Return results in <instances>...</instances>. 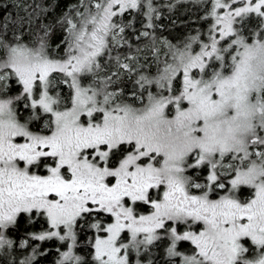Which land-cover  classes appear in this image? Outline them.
I'll list each match as a JSON object with an SVG mask.
<instances>
[{
    "label": "snow or ice",
    "instance_id": "1",
    "mask_svg": "<svg viewBox=\"0 0 264 264\" xmlns=\"http://www.w3.org/2000/svg\"><path fill=\"white\" fill-rule=\"evenodd\" d=\"M81 6L61 57L47 30L29 46L0 24V91L20 86L0 96V248L22 221H43L20 246L58 239L57 264H89L74 252L84 225L94 230L90 264H156L162 240L168 264H264V0H214L199 51L170 48L131 102L112 87L116 73L96 77L124 32L114 17L141 0Z\"/></svg>",
    "mask_w": 264,
    "mask_h": 264
},
{
    "label": "trees",
    "instance_id": "2",
    "mask_svg": "<svg viewBox=\"0 0 264 264\" xmlns=\"http://www.w3.org/2000/svg\"><path fill=\"white\" fill-rule=\"evenodd\" d=\"M88 4V0H84ZM151 11L145 0L141 7L125 12L122 16L114 17V21L124 27V32L117 37V42L110 45V53L100 58L102 65L96 79L113 76L114 89H120L123 98L131 102V93L138 90L136 81L141 75L154 77L158 67L162 66L166 54L171 49H183L191 43L193 51H199V42L207 41L208 31L214 24L210 15L213 0H150ZM77 10L83 12L81 0H0V24H7V38L14 39L13 34L19 35L23 43L36 46L45 30L49 50L53 56L64 55L66 45L62 43L67 36L68 24L71 18L78 22ZM149 17L151 19L149 20ZM151 23V27L146 25ZM251 38V34L259 31V18L255 15L246 20L242 29ZM147 32L144 36L142 33ZM193 37H198L193 40ZM59 45V47H57ZM2 54V53H0ZM109 56L111 58H109ZM119 57V63L116 61ZM121 64H127L128 69ZM64 87V95L67 88ZM20 94V86L15 80L8 81L6 92L0 96H16ZM22 102L17 110L22 119L28 116ZM245 197L247 190H244ZM105 219V218H104ZM107 219V218H106ZM46 227L43 221L36 224L21 222L20 228L10 230L6 236L13 241V246L7 249L6 258L0 257V264H20L27 261L33 248L39 246V253L32 258L30 264H57L58 251L65 248L57 239L46 241H30L28 247H21L22 241L28 239V233L42 231ZM78 243L75 248L77 256L89 264L92 260L91 240L94 230L84 225L78 229ZM166 241H158L153 246V252L158 253L156 264H168L169 258L165 253ZM190 245L181 246V251L190 254Z\"/></svg>",
    "mask_w": 264,
    "mask_h": 264
},
{
    "label": "rangeland",
    "instance_id": "3",
    "mask_svg": "<svg viewBox=\"0 0 264 264\" xmlns=\"http://www.w3.org/2000/svg\"><path fill=\"white\" fill-rule=\"evenodd\" d=\"M213 2H214V0H213ZM237 5H233V7H236ZM221 12H223V9H221L220 10ZM0 94H1V91H0ZM223 171V170H222ZM246 198V197H245ZM137 211L139 212V213H141V214H147V211H148V209L145 207V206H143V205H140V206H138V208H137ZM105 219L107 218V217H104ZM94 235V234H93ZM9 239V238H8ZM94 239V236L92 237V240ZM58 240V239H57ZM91 240V241H92ZM58 243H60V244H62V245H64L61 241H59L58 240ZM9 247L8 246H4L3 248H0V257L2 258V257H5L6 258V252H7V249H8ZM35 249H36V253L35 254H33V251L31 252V254L29 255V258L32 256V258H34V257H36V255H38V253L40 252L39 251V246H35L34 247ZM92 248V247H91ZM66 250V248H64L63 250H60L59 249V251H58V258H57V261L60 259V252L61 251H65ZM74 252H75V249H74ZM159 253V252H158ZM158 253H156V252H153V250H152V255L154 256V258H155V260H156V258L158 257ZM75 254H76V252H75ZM77 255V254H76ZM133 257H135V253H133ZM32 261V259H30V262Z\"/></svg>",
    "mask_w": 264,
    "mask_h": 264
}]
</instances>
